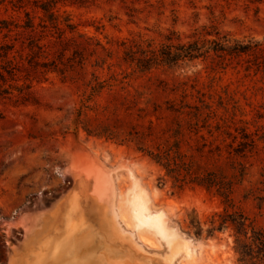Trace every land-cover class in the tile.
Here are the masks:
<instances>
[{"label":"rangeland","instance_id":"374dc122","mask_svg":"<svg viewBox=\"0 0 264 264\" xmlns=\"http://www.w3.org/2000/svg\"><path fill=\"white\" fill-rule=\"evenodd\" d=\"M60 11L107 51L97 49L92 56L83 51L88 60L81 68L73 57L78 47L70 42L62 56L58 33L38 25L39 11L26 2L0 0V264H5L9 243L21 236L19 216L46 205L70 186L65 169L72 147L90 149L118 169V213L139 241L142 234L154 243L141 241L145 246L164 252L167 259L181 256L177 264H236L234 231L228 224L219 230L225 208L264 228V52L209 55L146 73L133 71L122 59L124 51L138 45L159 47L171 32L173 41L186 42L211 25L221 33L264 37V0H100ZM25 12L34 29L24 27ZM37 43L44 45L42 53ZM96 57L105 59L96 74L101 79L125 77L123 91L133 98L117 107L109 104L107 91L98 98L108 104L106 110H97L99 118L117 124L114 140L87 139L83 131L78 138L67 133L90 77L89 61ZM73 59L66 79L45 72L72 65ZM201 103L215 112L211 122L218 127L212 135L202 130L203 138L191 132L186 117L169 110ZM176 126L182 143L178 156L187 174L183 170L171 178L145 151L166 145L173 154ZM196 173L213 175L225 198L191 183ZM85 177L78 174L82 189ZM135 188L147 199L148 212L161 214L186 241L169 230L177 243L168 246L154 231L135 229L126 204Z\"/></svg>","mask_w":264,"mask_h":264},{"label":"trees","instance_id":"16d2710c","mask_svg":"<svg viewBox=\"0 0 264 264\" xmlns=\"http://www.w3.org/2000/svg\"><path fill=\"white\" fill-rule=\"evenodd\" d=\"M17 1L18 3L26 2L39 11L40 22L38 25L41 28H49L58 33L56 39L61 47L62 56H64V52L67 50L69 43H75L74 46L79 49L77 48L74 50L73 54L75 56L73 57L77 58V63L81 68L85 66V60H88V57L83 54V51L87 50L89 52L88 56H92L97 49L107 51V48L99 40L93 42L92 37H89L85 32L79 31L77 28L78 24L74 23L72 18L68 14H65V11H60V8L64 6L87 7L100 0ZM25 17L26 21L24 27L34 29V21L28 12H25ZM94 28L96 31L100 29L98 26H95ZM172 35H175V32H171V36H166L165 41L157 48H151L150 45H147L146 48H139L138 45L136 50L130 48L124 51L122 60L129 65L133 71L146 73L156 67L172 68L182 62L205 58L209 55H242L261 51L264 52V37L249 35L237 36L228 33H221L217 27H213L212 25L209 27H203L198 35L192 37L186 42H181L179 40L173 41ZM34 46L39 50L38 53L43 52V44L37 43ZM76 60H72V65L63 64L61 70L53 67L52 69H45V72L54 71L60 74L62 78L64 77L66 79L70 76L67 75L66 68L73 66L74 62L76 63ZM104 60L105 59L96 57L93 61H89L90 63H93L91 65L92 70L90 77L85 82V91L82 94L83 97L75 107L68 127L67 133L71 137L78 138L80 131H83L87 139L90 137H106L109 140H114L112 139V135L117 133V124L101 120L97 113L99 108L106 110L108 107V104L103 105L98 100L105 91L111 94V99L108 102L114 107L123 106L125 103H132L131 100H133V98H128L123 91L124 86L128 84V82L125 81L126 79H124L125 77H107L106 79H101L96 74L95 70L102 68L103 63L105 62ZM36 65L38 66V63H36ZM39 66L42 67L41 64H39ZM169 110L186 117L188 128L191 129V132L195 135L199 134V137L201 138H203L201 133L202 130H206L209 135L213 134V129L218 130L216 125H212L211 120L216 114L210 106L207 107L202 103L194 106L183 104L177 108L171 107ZM93 112L94 114L92 115ZM180 133V126H176L173 135H171L172 140L170 151L173 152V154L167 152L166 145L165 147L157 145L153 151H145L146 155L161 167L165 175L171 178L177 174H181L183 170L186 171L187 174V169H184L183 167L185 163L181 160V157L178 156L180 155L179 153L182 148L179 136ZM206 146L207 143L203 141L200 148L204 149ZM216 150L220 151L218 147H216ZM208 151L211 153V149ZM213 178L214 176L208 173H196V176L192 177L191 183H194L207 191L212 192L215 190L218 196L224 197L217 191V183ZM219 222V230L228 224L234 231L233 240L236 253V264H264V228L255 227L248 221V218L243 213L236 211L228 213L226 208L224 210V215ZM194 234L196 237H200L198 231H195Z\"/></svg>","mask_w":264,"mask_h":264},{"label":"water","instance_id":"95a60500","mask_svg":"<svg viewBox=\"0 0 264 264\" xmlns=\"http://www.w3.org/2000/svg\"><path fill=\"white\" fill-rule=\"evenodd\" d=\"M65 172L70 179L67 189L19 216L21 236L9 243L5 264H177L181 256L167 259L124 225L116 207L118 169L104 156L72 147ZM78 174L86 176L83 189Z\"/></svg>","mask_w":264,"mask_h":264},{"label":"bare ground","instance_id":"6f19581e","mask_svg":"<svg viewBox=\"0 0 264 264\" xmlns=\"http://www.w3.org/2000/svg\"><path fill=\"white\" fill-rule=\"evenodd\" d=\"M146 201L147 199L145 200L142 196V193L136 188L134 189V193L130 194V196L126 199V204L129 206L130 216L134 221V226L136 227L135 229H150L154 231V233L158 235L161 240L165 241L168 246H172L173 244L177 243L176 237L168 229H166L164 221L162 219V215L159 213L148 212V206ZM140 239L149 246L154 245L152 241L142 236V234L140 235ZM181 247L182 246H180V249Z\"/></svg>","mask_w":264,"mask_h":264}]
</instances>
